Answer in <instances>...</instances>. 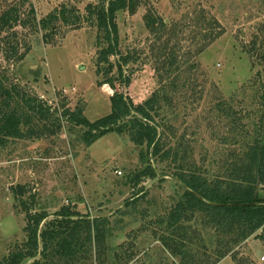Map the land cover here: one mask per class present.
<instances>
[{
  "label": "rangeland",
  "instance_id": "obj_1",
  "mask_svg": "<svg viewBox=\"0 0 264 264\" xmlns=\"http://www.w3.org/2000/svg\"><path fill=\"white\" fill-rule=\"evenodd\" d=\"M138 2L134 13L117 16L120 51L130 57L125 69L132 84L124 92L136 104L160 93L157 121L170 153L164 159L148 155L126 134L110 133L87 146L84 130L62 117L66 110L81 111L95 122L111 113L115 90L98 74V29L85 18L97 0L30 2L11 32L18 38L3 34L27 54L14 62L1 52L0 80L39 99L50 113L34 118V134L0 141V259L27 241L26 213L15 193L24 187L22 200L50 214L48 221L65 206L110 220L103 263L94 248L90 259L72 264H182L165 246L162 238L171 233L160 223L184 193L177 168L209 180L224 177L226 164L264 127V0ZM31 5L34 18L27 15ZM63 5L85 19L74 27L57 23L47 45L37 24ZM9 6L0 2V16ZM153 18L164 26L148 28ZM255 42L262 47L258 53L250 51ZM0 44L5 49L2 37ZM148 166L156 178L134 186L131 180ZM257 204L264 205V186H258ZM207 220L198 214L185 223L180 242L193 264H264L262 230L236 242Z\"/></svg>",
  "mask_w": 264,
  "mask_h": 264
},
{
  "label": "trees",
  "instance_id": "obj_2",
  "mask_svg": "<svg viewBox=\"0 0 264 264\" xmlns=\"http://www.w3.org/2000/svg\"><path fill=\"white\" fill-rule=\"evenodd\" d=\"M7 4L9 8L0 16V37L7 44L5 49L0 48V53L4 52L9 61L21 62L27 53H20L19 45L10 40L9 34L6 37L3 34L11 33L18 27L22 10L30 2ZM138 5V0H97L95 5L87 6L85 18L97 27V39L102 47L98 74L106 79L103 84L115 90L110 99L111 113L95 122H90L81 111L72 113L66 110L62 117L69 118L75 127L84 130L82 138L87 146L110 133L126 134L134 145L145 147L148 155L164 159L170 153L164 151L165 143L157 121L161 109L160 93H155L144 103L136 104L124 92L132 84L125 69L130 57L120 51L117 16L125 11L134 13ZM29 8L27 15L34 18V8L32 5ZM85 18L80 12L63 5L42 19L37 26L45 32V44L50 45L48 37L57 23L74 27ZM158 22L164 26V21L153 18L148 28H154ZM10 37L18 38L15 32ZM261 48L255 42L250 51L258 53ZM113 57L118 60L112 61ZM0 91L3 94L0 105L1 144L10 138L25 139L28 133L34 134V118L49 114L50 109H44L39 99L21 94L16 87H8L4 80H0ZM235 157L236 161L226 164L224 177L214 180H209L197 171L188 172L184 167L177 168L175 178L183 186L184 193L171 209L168 219L160 223L166 224V231L171 233L169 237L162 238L165 246L171 248L174 255L181 256L182 264H193L186 251V242L180 240L187 236L185 223L192 221L198 214L206 217L208 225L216 228L221 235L235 239L236 242L246 241L260 230L264 238V205H253L257 186H264V127H259L251 142L244 143L240 155ZM147 177L156 178L151 166L135 175L131 183L139 186L142 178ZM26 192L24 187L15 191L26 213L27 241L9 256L0 259V264H25L29 260L33 261L31 264H72L84 257L90 259L94 248L98 253L97 261L103 263L111 224L109 219H92L89 215L83 216L65 206L53 215V220L48 221L50 214L34 212L35 204L29 205L22 200Z\"/></svg>",
  "mask_w": 264,
  "mask_h": 264
},
{
  "label": "built area",
  "instance_id": "obj_3",
  "mask_svg": "<svg viewBox=\"0 0 264 264\" xmlns=\"http://www.w3.org/2000/svg\"><path fill=\"white\" fill-rule=\"evenodd\" d=\"M22 1L33 2L34 5H35V3H36V0H0V2H6V3H11V4H17V3H20V2H22ZM34 5H33V6H34ZM262 260L264 261V257H263Z\"/></svg>",
  "mask_w": 264,
  "mask_h": 264
},
{
  "label": "water",
  "instance_id": "obj_4",
  "mask_svg": "<svg viewBox=\"0 0 264 264\" xmlns=\"http://www.w3.org/2000/svg\"><path fill=\"white\" fill-rule=\"evenodd\" d=\"M79 69H80V70H83V69H84V66H80ZM258 186H259V185H258ZM258 186H257V191H256V193H255V197H254L255 200L257 199Z\"/></svg>",
  "mask_w": 264,
  "mask_h": 264
}]
</instances>
